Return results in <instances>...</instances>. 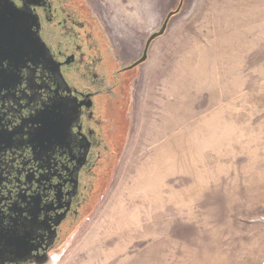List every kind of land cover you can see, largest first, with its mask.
I'll return each mask as SVG.
<instances>
[{"label": "rangeland", "instance_id": "obj_1", "mask_svg": "<svg viewBox=\"0 0 264 264\" xmlns=\"http://www.w3.org/2000/svg\"><path fill=\"white\" fill-rule=\"evenodd\" d=\"M125 61L179 0H85ZM131 71L105 187L48 264H262L264 0H183Z\"/></svg>", "mask_w": 264, "mask_h": 264}, {"label": "flooded vegetation", "instance_id": "obj_2", "mask_svg": "<svg viewBox=\"0 0 264 264\" xmlns=\"http://www.w3.org/2000/svg\"><path fill=\"white\" fill-rule=\"evenodd\" d=\"M1 10L23 15L32 44L0 45V261L46 264L107 183L138 58L117 57L85 0H0Z\"/></svg>", "mask_w": 264, "mask_h": 264}, {"label": "water", "instance_id": "obj_3", "mask_svg": "<svg viewBox=\"0 0 264 264\" xmlns=\"http://www.w3.org/2000/svg\"><path fill=\"white\" fill-rule=\"evenodd\" d=\"M182 1L183 0H180L177 8H175L174 10H171L167 13L161 27L157 31H154L152 34L149 35V37L147 38V40L145 42L141 56L137 60H135L130 66H128L129 68L134 67L138 64H141L147 59L148 48H149L150 43L155 38L164 34V32L167 28V24H168L169 19L173 15H175L176 13L179 12L181 5H182ZM8 14H9V16H8ZM15 15H17V17L18 16L19 17L17 19L16 18L14 19L13 17H15ZM22 16L19 12L16 13V12H6V11H2V10L0 11V18H2L5 21L3 25H0V45L1 44L2 45L3 44L9 45L7 47V52H9V53L12 50H14V43H15V49L22 47L24 42H25V44H27V46H30L32 44L30 41H28L26 39V37L24 35L25 25L22 21ZM6 261H11V259L6 258V255H5L3 260L0 261V264H3ZM49 262H50V260H48V262H46V264H48ZM262 264H264V261L262 262Z\"/></svg>", "mask_w": 264, "mask_h": 264}, {"label": "crops", "instance_id": "obj_4", "mask_svg": "<svg viewBox=\"0 0 264 264\" xmlns=\"http://www.w3.org/2000/svg\"><path fill=\"white\" fill-rule=\"evenodd\" d=\"M179 2H180V0H179ZM179 2H178V5H179ZM182 4H183V1H182ZM178 5L176 6V8L178 7ZM175 9V8H174ZM174 9H171V10H174ZM171 10H169V11H171ZM168 11V12H169ZM167 12V13H168ZM167 15V14H166ZM176 15V14H175ZM174 16V15H173ZM167 29V28H166ZM166 31V30H165ZM165 33V32H164ZM107 34V33H106ZM107 37H108V40H109V42L111 43V45H112V48H113V50H114V52L116 53V55H117V57L118 58H120V60L123 62V63H128V61H125L123 58H122V56L119 54V52H117V49H116V45H115V43L112 41V39H111V37L107 34ZM160 37V36H159ZM146 42V41H145ZM151 44V43H150ZM145 45V44H144ZM150 46V45H149ZM149 49V48H148ZM143 51V50H142ZM148 57V56H147ZM146 61V60H145ZM130 62V61H129Z\"/></svg>", "mask_w": 264, "mask_h": 264}]
</instances>
